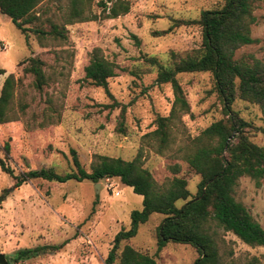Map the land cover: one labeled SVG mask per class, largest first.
Returning a JSON list of instances; mask_svg holds the SVG:
<instances>
[{
	"label": "rangeland",
	"instance_id": "374dc122",
	"mask_svg": "<svg viewBox=\"0 0 264 264\" xmlns=\"http://www.w3.org/2000/svg\"><path fill=\"white\" fill-rule=\"evenodd\" d=\"M100 1L109 0H94L93 11L97 14H101L97 6ZM127 1L131 5L128 14L68 25V40L46 47L33 34L27 40L9 17L0 13V68L6 71L0 76V91L6 77L14 74L19 80L16 102L27 104L19 120L0 125V158L15 176L41 169L71 172L72 149L87 171H91L96 154L130 161L142 150L144 166L156 181L184 178L192 195H196L201 176L177 156V149L184 139L198 136L224 117L213 76L209 72L178 75L190 112L183 113L182 123H176L169 150L159 154L155 141L145 135L156 129L157 116L169 115L175 97L170 84L156 83V68L145 62V56L168 64L171 52L187 55L199 49L200 26L169 29L174 20H195L205 10L221 8L224 0ZM62 2L47 0L44 5L55 10ZM253 14L257 22L251 31L257 42L239 49L236 58L254 56L264 61V0H255ZM95 48L116 65V76L109 80L113 98L103 88L84 80L85 67ZM29 57L43 59L47 73L53 76L42 92L35 89L34 77L23 72L21 62ZM114 101L126 107L124 133L117 130L121 107H111ZM51 109L58 112L52 114ZM234 109L264 129L257 105L239 100ZM44 122L45 126H40ZM252 141L264 148V131L254 133ZM175 165L180 166L178 174L171 170ZM16 183L15 177L0 167V195L9 189L0 204V254L9 264H105L115 235L130 227L133 210L142 209L143 197L119 178L104 179L98 188L89 180L61 184L32 179L20 187ZM235 196L264 228V181L258 186L250 178H242ZM163 218L153 214L140 226L137 236L122 247L129 244L156 256L157 228ZM220 232L235 259L258 257L264 264V247L249 246L230 232ZM65 241L68 243L59 252L13 261L22 249ZM198 257L192 246L169 242L157 255V264H193Z\"/></svg>",
	"mask_w": 264,
	"mask_h": 264
},
{
	"label": "trees",
	"instance_id": "16d2710c",
	"mask_svg": "<svg viewBox=\"0 0 264 264\" xmlns=\"http://www.w3.org/2000/svg\"><path fill=\"white\" fill-rule=\"evenodd\" d=\"M46 1L0 0V13L9 17L27 40L33 34L46 47L66 42L68 25L100 18L116 19L128 14L131 9L127 0L98 2L101 14L93 11L94 0H63L55 10L49 5L45 6ZM254 2L224 0L221 8L205 10L198 19L174 20L169 30L180 26H200L201 47L187 55L171 52L168 64H163L154 56H145V62L156 68V83L170 84L175 97L169 115L157 116L156 129L145 135V138L155 141L159 154L169 150L174 142L176 123H182L183 113L190 112L178 75L209 72L213 76L214 90L222 103L224 117L213 122L198 136L184 139L177 149V156L201 176L196 195H192L184 178L174 177L163 183L156 181L152 172L144 166L142 150L130 161L96 154L91 171L84 168L74 149L71 150L74 168L66 174L41 169L15 176L0 158L2 171L15 177L16 187L32 179L61 184L89 180L98 184L104 179L119 178L135 194L142 196V209L133 210L130 227L121 229L115 235L105 264H116L117 261L118 264H157V255L169 242L195 248L199 257L193 264H263L258 257L235 259L220 232H230L249 246L264 247V228L235 196L242 178H250L258 186L264 181V148L252 141L253 134L264 129L245 120L234 109L239 100L249 102L260 108L264 119V61L254 56L236 58L239 49L257 42L251 31L257 22L253 14ZM165 33L167 31L162 32ZM21 66L24 74L34 77V87L40 92L53 79L46 71V62L40 57H29L21 62ZM5 73L0 68V76ZM115 76L116 65L103 56L100 48H95L85 67L84 80L103 88L113 98L109 80ZM18 84L19 80L14 74H9L4 80L0 91V125L19 120L26 112L27 104L16 102ZM111 107H121V121L117 130L124 133L126 107L117 101ZM57 112V109H51L52 114ZM45 124L41 123L40 126ZM6 150L9 151V144ZM171 170L178 174L180 166L175 165ZM8 193L9 189L0 195V204L6 200ZM179 202L183 203L178 205ZM153 214L164 216L157 228L156 256L129 244L122 247L123 243L137 236L140 226L147 223ZM67 243L22 249L15 253L13 261L56 253Z\"/></svg>",
	"mask_w": 264,
	"mask_h": 264
},
{
	"label": "water",
	"instance_id": "95a60500",
	"mask_svg": "<svg viewBox=\"0 0 264 264\" xmlns=\"http://www.w3.org/2000/svg\"><path fill=\"white\" fill-rule=\"evenodd\" d=\"M98 186H99V184H97V188H98ZM0 264H9L8 259L3 254H0Z\"/></svg>",
	"mask_w": 264,
	"mask_h": 264
}]
</instances>
